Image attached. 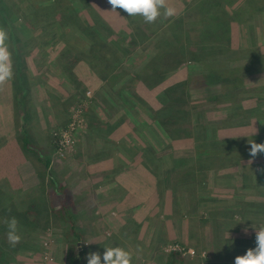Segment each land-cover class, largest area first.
<instances>
[{
    "label": "rangeland",
    "instance_id": "1",
    "mask_svg": "<svg viewBox=\"0 0 264 264\" xmlns=\"http://www.w3.org/2000/svg\"><path fill=\"white\" fill-rule=\"evenodd\" d=\"M0 1L7 8L0 27L9 33L13 80L22 76L21 85L13 80L6 85L0 141L9 122L6 137L26 132L33 147L22 169L12 164L5 170L0 164V204L5 208L0 207V244L8 243L5 221L20 214L16 219L22 239L13 250L18 264H68L64 223L45 213L44 193L54 179L72 192L71 209L83 233L80 264H87L90 252L102 254L103 245L130 251L132 264H163L172 247L180 250L183 264H234L236 256L256 246V229L264 227V174L257 171L264 168V155L204 170L196 144L201 137L236 138L249 155L250 142L264 143V0H169L178 16L154 24L121 9L112 11L108 0ZM72 5L81 18H88V26L73 24L67 14L61 19ZM209 8L212 14L226 9L231 45L243 50L241 59L258 54L261 61L255 65L262 74L231 86L230 79L214 74L203 80L207 70L183 60L176 68L178 62L169 63L159 82L147 87L142 68L166 47L152 38L135 46L130 34L159 28L166 36L170 24L181 25L178 18L196 34ZM113 38L125 50L99 60L93 47ZM163 86L167 92L188 93L182 100L189 102L190 112L188 118L181 115L190 123V135L174 141L150 109L164 101L156 95ZM241 108L250 115L234 118ZM5 140L13 145V139ZM42 157L50 160L48 169ZM142 169L154 175L152 197L147 196L140 214L146 217L124 222L118 205L106 201L113 200L114 188L103 197L96 191L111 186L114 176L134 180ZM24 211L29 225L19 220Z\"/></svg>",
    "mask_w": 264,
    "mask_h": 264
},
{
    "label": "trees",
    "instance_id": "2",
    "mask_svg": "<svg viewBox=\"0 0 264 264\" xmlns=\"http://www.w3.org/2000/svg\"><path fill=\"white\" fill-rule=\"evenodd\" d=\"M208 4L212 6L211 3ZM3 6L4 5L0 1V22L2 25L6 20L7 14V8L5 9ZM205 10L206 14H204L201 18L202 25L196 34L192 33L195 29H192L190 23L186 20H183L182 18H178L176 21L181 23L179 27H176L173 24L169 25L170 32L165 34L168 37L162 35V33H165V31H161L158 27H156L158 29H151L149 33L146 31L147 29H143L142 31L140 28H138V30L130 34L131 37L129 41L134 43L135 46L138 45V42L141 44L152 38L154 41H159L162 44H165L164 47H166L164 51L160 48V51L151 59H149L142 68L141 79L147 87H152L157 82H159L166 69H168L169 63L175 64L178 62V65H174V67L172 65L173 68H176L183 62V60H186L187 62L193 61L194 64L199 66L201 65L203 69H206L207 72H205V76L202 74V79L204 78L206 80L207 76L214 74V76L220 79H230L229 84L232 83L233 85L241 84L246 79L256 78L260 76V73L262 74V72L257 68L258 66L255 65L261 61V58L258 56V54L252 55L251 59H249V56L245 57V63L242 64L241 61L244 59H241L240 57L243 50L234 49V47L231 45L229 41V14L226 9L222 8L213 14L207 13L210 8ZM64 11L65 10L62 11L63 13L61 19L65 18V15L67 14V18H71V20L74 21V23L71 21V24L73 23L76 25L79 22L81 26H88L85 23V20H88V18H85L84 16V19L81 18V15L75 11L73 5L72 8H69L65 13ZM89 29L90 31L95 32L91 26ZM220 36L221 39H219ZM109 40L110 41H100L101 44L99 46L93 47V50L97 52V58H99V60L106 59L108 61V59L115 56L116 52L125 50V47L122 46L120 42H117V39L113 38ZM175 40L178 42V45H176ZM251 49L252 48L247 49L245 54H248ZM236 62H239V64ZM108 69L113 70V67L111 66ZM21 80L22 76L20 73H18L17 77H15L13 81L16 85H21L19 83ZM156 95L158 98L164 96V101L157 108H154L153 106L152 108L150 107V109L157 117L156 122L159 124L160 128L165 132L168 138L174 141L178 140L182 136L185 137V133L190 135V130L188 129L190 123L188 121L185 122L184 120L186 119H183V116L181 115V112H184L188 118L190 112V106H188L189 102L186 99L185 101L182 100L185 95H187L188 98V93L178 95L171 91L167 92V89H165L163 86L162 90ZM138 103L142 105L140 102ZM250 112V110H244L241 108L240 111L235 113L233 117L235 118L237 116L241 117L244 115H250ZM182 124H184V126L187 128L183 127ZM25 133L26 132H23L21 135H19V152L22 151L27 153L31 149L33 150V147H31L29 144V139L26 138ZM196 140H198V137L195 138V141ZM242 141L243 140L236 138H217L216 140H208L205 137H201V142L196 144V147L198 146L196 149L197 152H200L202 155H200L197 160H200V162H205V165H203L204 170L229 167L228 161L230 160L236 161L238 159H242L243 157L250 158L249 155H246L247 151H245ZM13 158H17V151L10 156V160L12 161ZM42 159L45 167L48 169L50 166V160L46 157H42ZM234 162L232 163L236 164ZM55 180L56 179L51 180L50 188L44 193L47 208L49 207L45 213L49 215H55L63 221V233L69 240L68 264H80V260L84 254V249L80 246L83 233L76 223L73 208L71 209L73 204L71 195L66 191L68 196L67 198L66 193L62 190H65L66 188L61 186L59 181ZM54 183H56V185H54ZM3 195L4 194L0 188V199ZM7 199L11 200L9 197ZM11 204V206H14L13 201ZM3 205L4 204H0V207L4 211L5 208ZM27 212L28 211H24L22 216L23 218L19 219L25 225H29L30 223L28 221V216L26 215ZM12 215L15 218L21 217L20 214ZM13 250L14 247L2 240V245L0 244V264L19 263L13 253ZM183 262L184 258L182 254L173 250L168 253L165 264H183Z\"/></svg>",
    "mask_w": 264,
    "mask_h": 264
},
{
    "label": "clouds",
    "instance_id": "3",
    "mask_svg": "<svg viewBox=\"0 0 264 264\" xmlns=\"http://www.w3.org/2000/svg\"><path fill=\"white\" fill-rule=\"evenodd\" d=\"M112 11L121 9L128 16L142 17L145 23L154 24L158 19L165 20L178 16L176 7L170 5L169 0H108ZM9 33L4 27H0V88L6 86L14 78L12 52L9 48ZM257 132H254V134ZM249 156L255 160L264 155V143H249ZM264 174V168L257 169ZM7 225V242L15 247L21 242L18 220L11 217L5 221ZM255 247L249 248L245 254L235 257L234 264H264V227L256 229ZM133 254L123 247H107L103 253L90 252L87 255V264H132Z\"/></svg>",
    "mask_w": 264,
    "mask_h": 264
},
{
    "label": "crops",
    "instance_id": "4",
    "mask_svg": "<svg viewBox=\"0 0 264 264\" xmlns=\"http://www.w3.org/2000/svg\"><path fill=\"white\" fill-rule=\"evenodd\" d=\"M8 93H7V87L4 86L3 88H0V105L1 107H5L7 106V101H8ZM3 118H1L2 120ZM5 123V121H4ZM6 128L5 130H7V133H5V138L4 141L1 143L0 141V164H3L5 166V170H6V166L8 169V166L13 165V167L15 166L16 168L22 169L26 163V152H19V134L17 135V137H15V133L12 134L9 137H6V135H10V133L8 132L10 130V127H8L9 122L5 123ZM4 133V132H3ZM6 138H9L10 140L13 139V145L11 146L8 143V140H5ZM17 151V158H13L12 161L10 160V156L13 155L14 152ZM19 152V153H18ZM13 169V168H12ZM9 170V169H8ZM124 171H127L126 169ZM141 176L136 175L134 180L130 179H122L121 180V176L118 175L117 177L114 176V180L111 182V186L108 187H104L99 190L96 191L97 193H99L101 195V197L105 196L106 194L112 192L110 191L111 189H113V200H106L107 203L111 202V204H117V209L119 210L118 214H120V219L125 221H130V220H137V218L140 216L141 218L144 217L141 214V210L144 209V205L146 203H148L147 200V196H151L152 197V185H153V172L150 169H142L137 171ZM124 174V173H123ZM139 178V179H138ZM65 184V183H64ZM63 184V185H64ZM67 192L71 195L72 192L69 190V188H67L65 186ZM138 189V191H137ZM141 192V193H139ZM149 192V193H148ZM92 193L89 195L91 196ZM252 200H256V199H252ZM260 199H258L259 201ZM258 203V202H257ZM119 204H122L121 209L119 207ZM110 205V204H109ZM146 217V216H145ZM157 227L162 228L163 224L162 223H158ZM99 248L101 250H104V248H106L105 245L99 246ZM165 264V261L164 263Z\"/></svg>",
    "mask_w": 264,
    "mask_h": 264
},
{
    "label": "built area",
    "instance_id": "5",
    "mask_svg": "<svg viewBox=\"0 0 264 264\" xmlns=\"http://www.w3.org/2000/svg\"><path fill=\"white\" fill-rule=\"evenodd\" d=\"M178 251V252H180V250H178L176 247H172L171 249H169L168 251L170 252V251ZM189 251H191V249L189 250ZM192 252V251H191ZM181 253V252H180Z\"/></svg>",
    "mask_w": 264,
    "mask_h": 264
}]
</instances>
